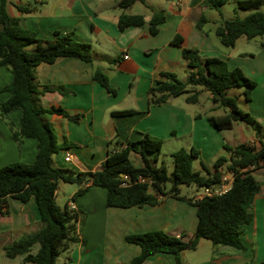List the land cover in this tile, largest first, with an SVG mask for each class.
<instances>
[{"label": "crops", "instance_id": "crops-1", "mask_svg": "<svg viewBox=\"0 0 264 264\" xmlns=\"http://www.w3.org/2000/svg\"><path fill=\"white\" fill-rule=\"evenodd\" d=\"M118 2H7L8 14L19 19L22 27L35 31L38 37L52 38L56 32L68 33L73 39L91 45V62L60 56L52 63L42 62L35 68V79L39 85L64 88L63 91L54 89L38 95L40 106H60L71 113L82 114L78 121H74L54 112L41 113V118L53 130L61 150L51 157L52 165L75 172L94 171L113 148L112 142L138 140L145 134L161 139L162 145L170 142L198 150L195 170L200 173L201 170L206 173L201 163L212 170L218 157L227 156L226 152L223 153L224 144L236 146L250 143L259 146L260 140L264 139V38L254 49L238 46L241 37L233 46L222 45L214 33L222 20L216 19L212 12L215 8H209L207 0H145L126 8L120 7ZM27 8L29 11L23 10ZM155 12H162L165 20L157 25L156 33L152 34L149 19ZM121 14H140L145 21L141 25H129L119 30L116 22ZM201 15L208 19L202 29L196 26ZM176 34L181 37L179 45L173 42ZM183 47L197 49L202 60L207 56L219 57L226 61L229 68L239 67L255 81V86L250 88V99H245L251 105L249 114L262 125L259 136L254 134L247 141L226 142L223 132L214 129L207 117L224 115L228 109L213 102L202 104L201 93L206 92L210 99L207 91H201L196 102H188L186 98L189 94L182 93L161 104H149L148 88L163 79L161 72L170 71L177 76L179 70H184L188 74L187 62L181 54ZM124 55L128 57L124 58ZM96 67L107 75L110 87L116 90L115 95L93 81L92 71ZM11 81V71L0 67V102L9 97V92L2 88ZM115 110L133 112L113 115ZM20 115V111L16 110L10 112L6 119L0 118V167L11 162L31 163L34 160L37 140L24 137L18 145L7 125L8 120L18 127ZM237 121L233 122L231 129ZM66 153L71 155L69 161L64 159ZM129 158L135 166L143 164L142 157L134 151H130ZM252 174L259 182V190L250 207L253 218L243 225L240 234L243 248L213 246L209 240L201 238L195 249L180 253L181 264H260L264 260V167L253 170ZM62 183L65 182L58 183L56 191L61 189ZM67 185L65 198H70L80 186L75 183ZM198 189L190 197H199L202 187ZM150 192L153 190L150 189ZM65 203L81 214L77 236L83 241L79 240L64 251L62 264H128L140 253V246L127 242L126 235L163 230L174 235L185 232L188 238L197 224L196 207L186 200L170 196L160 197L155 205L107 207L106 189L89 185L83 194ZM6 207L7 213L0 214V264H35L24 259L26 253L9 257L3 251V246L41 227L34 200L31 198L22 202L9 196ZM38 249L39 243H34L29 253L35 254ZM143 264H175V256L158 252L149 256Z\"/></svg>", "mask_w": 264, "mask_h": 264}, {"label": "trees", "instance_id": "trees-1", "mask_svg": "<svg viewBox=\"0 0 264 264\" xmlns=\"http://www.w3.org/2000/svg\"><path fill=\"white\" fill-rule=\"evenodd\" d=\"M137 1L145 0H119L118 5L126 8ZM7 2L0 0V67L11 71L12 81L2 88L9 92V97L0 102V118L6 119L10 112L19 110L21 115L18 127L7 120L12 138L18 145L24 137L35 138L37 150L31 163L11 162L0 167V214L7 213V197L22 202L32 198L40 214L41 227L3 246L4 254L13 257L26 253L24 259L35 264H56L62 250L69 249L79 240L83 241L77 236L81 215L66 203L61 207L55 202L60 181L80 186L70 197L71 200L83 194L89 185L104 187L107 207L155 205L160 197L168 196L189 202L193 200L191 203L196 207L197 224L190 237L186 238L185 232L174 235L163 230L126 235L127 242L140 246V253L128 264H143L149 256L158 252L174 254L175 264H181L180 253L195 249L201 238L209 240L213 246L229 245L242 249V227L253 218L250 207L259 190V182L252 171L264 167V141L260 140L259 146L250 143L236 146L224 144L227 156L218 157L212 170L201 163L205 174L192 167L193 160L199 155L198 150L192 147H181L170 153L173 162L171 173L163 164L156 165L162 140L148 134L138 140L112 142L113 148L94 171L75 172L54 167L51 157L60 147L53 130L41 118V113L54 112L74 121H78L82 114L71 113L60 106H40L38 95L54 89L63 91L64 88L39 85L35 79V68L42 62L52 63L60 56L91 62V45L73 39L68 33L56 32L52 38L38 37L35 31L22 27L19 19L8 14ZM226 2L207 0V6L216 9ZM235 4L240 9H256L264 4V0H235ZM23 10L29 11L28 8ZM164 20L162 12L153 13L149 19L150 33H156L157 25ZM144 21L140 14H121L116 23L118 29L123 30L129 25H141ZM207 22L208 19L201 15L196 26L202 29ZM214 33L224 46H233L242 36L246 39L264 36V12L255 10L243 17L223 19L215 27ZM173 42L179 45L181 37L176 34ZM181 54L188 67L186 81L179 80L173 72H161L163 79L148 88L149 104L158 105L185 92H191L186 98L188 102H196L200 92L207 91L213 103L228 109L224 115L207 117L214 129H231L233 122L240 120L251 125L256 136H259L262 125L240 108L237 97L227 94L229 88L245 87L244 95L249 100V89L255 86V81L245 75L241 68H229L226 61L219 57L207 56L202 60L197 49L188 47H183ZM92 79L115 95L116 90L110 87L107 75L99 67L93 68ZM197 87L200 90H196ZM132 112L115 110L112 113L126 115ZM130 151L142 157L141 166L132 163ZM222 170L233 174L231 186L226 192L193 197L192 200L180 194L181 185L217 188L221 183ZM139 176L147 178L150 183L139 181ZM167 183H170L169 187ZM34 243H39V249L31 254L29 251ZM260 264H264V260Z\"/></svg>", "mask_w": 264, "mask_h": 264}, {"label": "rangeland", "instance_id": "rangeland-1", "mask_svg": "<svg viewBox=\"0 0 264 264\" xmlns=\"http://www.w3.org/2000/svg\"><path fill=\"white\" fill-rule=\"evenodd\" d=\"M255 10L264 12V5H261L256 9H240V8L236 7L233 0H227L225 5L213 10L212 12H214L216 19L223 20V19H231L234 17H243V16H245V15H247L250 12L255 11ZM207 16H209V14H207ZM263 38H264V36H257V37H254L252 39H246L245 37H241V39H239V41H238V43H239L238 46H241V48H244V49H247V48L254 49L255 47L259 46V44ZM26 48L29 49L30 46H27ZM187 77H188V74L184 70H179V72L177 73V78L181 81H186ZM244 90H245V87H234L232 89L230 88L228 95L238 97L237 103L240 106V108L245 110L246 112L250 113V111H248V109H250L251 105L245 99ZM185 93L191 94V92H185ZM207 96L208 95L206 92H203L200 94L199 98H200V101L202 104H208L209 102H212L211 99H209ZM220 132H223L222 134H223L225 141L229 142V143H232L233 140H236V141L250 140L252 137H254V134H255V131L252 128V126L243 122V121H237L234 123V127L232 129L220 130ZM263 141H264V139H263ZM181 145H183V144H177V143L171 144L170 142L163 144L161 146L160 152L157 156V160L155 161L156 165L163 164L167 168V171L169 173H171V171L173 170V162H172V158L170 156V153L172 151H175V150L181 148L182 147ZM183 148H185V147H183ZM59 152H61V150H59L58 153ZM225 152L227 153L226 150L225 151L223 150V153H225ZM57 154H54L52 157H54ZM197 166H198L197 160L194 159L192 162L193 169L195 170V168H197ZM201 171H202L201 172L202 174H205V172L203 170H201ZM169 185H170V183H167V187H169ZM61 186H62L61 189H58L56 191V201L59 204V206L63 207L66 201H72V200L70 198H65V193H66V188H67L66 186H68L67 183L66 182L62 183ZM198 190L199 189L195 185H181L180 186V194H182L184 196L187 195L186 197L191 199V200L193 197H190V196H192V194L196 193ZM187 202H189V201H187ZM191 202H193V200ZM191 202H189V203H191ZM191 204L193 205V203H191ZM64 251L65 250H62L59 253V255L57 256L56 264H62L64 255H65Z\"/></svg>", "mask_w": 264, "mask_h": 264}, {"label": "built area", "instance_id": "built-area-1", "mask_svg": "<svg viewBox=\"0 0 264 264\" xmlns=\"http://www.w3.org/2000/svg\"><path fill=\"white\" fill-rule=\"evenodd\" d=\"M127 57H128L127 55H124V58H127ZM70 157H71V155L69 153H66V156L64 158L65 161H69ZM124 178H126V176H124ZM138 179L141 182L150 183V180H148L145 177L139 176ZM232 180H233V174L230 173V172H226V171L222 170L220 185L217 188H215V189L202 187L201 195L199 197H196V198H200L203 195L222 194V193L226 192L230 188Z\"/></svg>", "mask_w": 264, "mask_h": 264}]
</instances>
